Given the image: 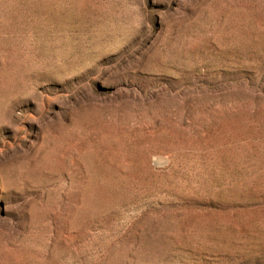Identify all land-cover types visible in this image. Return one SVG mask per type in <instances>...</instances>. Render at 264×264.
<instances>
[{
	"label": "rangeland",
	"instance_id": "374dc122",
	"mask_svg": "<svg viewBox=\"0 0 264 264\" xmlns=\"http://www.w3.org/2000/svg\"><path fill=\"white\" fill-rule=\"evenodd\" d=\"M0 264H264V0H0Z\"/></svg>",
	"mask_w": 264,
	"mask_h": 264
}]
</instances>
